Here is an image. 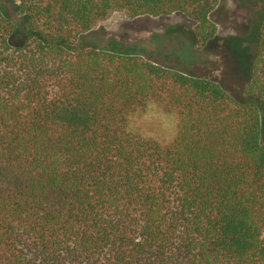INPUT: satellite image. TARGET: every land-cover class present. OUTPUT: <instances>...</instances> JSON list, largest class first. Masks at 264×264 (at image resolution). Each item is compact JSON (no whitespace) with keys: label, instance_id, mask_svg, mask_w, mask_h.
Instances as JSON below:
<instances>
[{"label":"trees","instance_id":"1","mask_svg":"<svg viewBox=\"0 0 264 264\" xmlns=\"http://www.w3.org/2000/svg\"><path fill=\"white\" fill-rule=\"evenodd\" d=\"M219 0H16L0 10V264H264V13L245 85L85 44L117 11L182 14L196 48ZM178 117L171 140L141 126Z\"/></svg>","mask_w":264,"mask_h":264},{"label":"rangeland","instance_id":"2","mask_svg":"<svg viewBox=\"0 0 264 264\" xmlns=\"http://www.w3.org/2000/svg\"><path fill=\"white\" fill-rule=\"evenodd\" d=\"M0 10L18 25L13 43H22L27 35L23 29L25 18L18 13L16 0H0ZM263 13L264 0H219L211 14L218 27L217 34L200 50L196 48L192 32L194 22L178 13L131 18L117 11L82 40L101 48L141 54L178 70L215 79L233 97L245 102L249 98L244 89ZM259 105L264 141V100L259 101ZM141 126L152 136L171 140L178 131V117L155 106L144 115Z\"/></svg>","mask_w":264,"mask_h":264}]
</instances>
